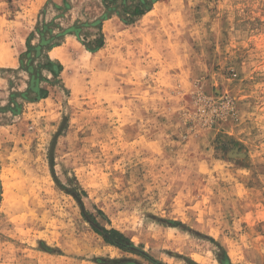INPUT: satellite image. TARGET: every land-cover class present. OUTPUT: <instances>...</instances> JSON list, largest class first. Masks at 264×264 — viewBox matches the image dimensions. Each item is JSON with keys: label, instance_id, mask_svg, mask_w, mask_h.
Here are the masks:
<instances>
[{"label": "rangeland", "instance_id": "obj_1", "mask_svg": "<svg viewBox=\"0 0 264 264\" xmlns=\"http://www.w3.org/2000/svg\"><path fill=\"white\" fill-rule=\"evenodd\" d=\"M104 11L0 0V264H264V0Z\"/></svg>", "mask_w": 264, "mask_h": 264}, {"label": "trees", "instance_id": "obj_2", "mask_svg": "<svg viewBox=\"0 0 264 264\" xmlns=\"http://www.w3.org/2000/svg\"><path fill=\"white\" fill-rule=\"evenodd\" d=\"M117 1L118 0H102V4H103L104 10H105L104 14L99 19L95 20V22H94L97 30L99 31L98 37L94 38V40L92 41V45H89L87 43H82L87 51L95 52L104 46V36L101 32L103 20L110 18L111 15L114 14V15L118 16L123 23H125V24L131 23L135 17L141 16L144 13H146L147 11H149L151 8L152 2H155L157 0H130L132 2V4L124 9V11L126 13H128L129 17L122 16V13L119 12V10H117V7L115 6L117 4ZM64 6H65V8H68L66 3L64 4ZM69 34H74L77 37H79L78 31H74L71 28L65 30L64 33L62 34V36L69 35ZM43 42H44V40L41 39L40 43L35 46V48L38 49V51H39V49L41 50L43 48V46H44ZM57 45H59V44L55 43V44L48 46L44 50L45 54H43L45 57V60H46V62L44 64V69L49 71L52 75L57 74V72L59 71V68H60V64L57 61L49 60L47 55H46V51L52 47L57 46ZM38 54H40V51L38 52ZM29 84H30V88H34L32 82H30ZM35 88L38 89L37 86H35ZM41 97H44V96H41ZM95 231L97 232V230H95ZM111 231L113 233H115L116 235H118L119 237H122V234H120L118 231H116V230H111Z\"/></svg>", "mask_w": 264, "mask_h": 264}, {"label": "crops", "instance_id": "obj_3", "mask_svg": "<svg viewBox=\"0 0 264 264\" xmlns=\"http://www.w3.org/2000/svg\"><path fill=\"white\" fill-rule=\"evenodd\" d=\"M56 47H60V45H57V46H55V47H52V48L48 49V50L46 51V55H47V57H48L49 60H51V61H57V62L61 63L60 60H59V58H60L59 56L56 57V58H53V57H52V51H54L53 49L56 48ZM102 48H103V47H102ZM100 49H101V48H100Z\"/></svg>", "mask_w": 264, "mask_h": 264}, {"label": "water", "instance_id": "obj_4", "mask_svg": "<svg viewBox=\"0 0 264 264\" xmlns=\"http://www.w3.org/2000/svg\"><path fill=\"white\" fill-rule=\"evenodd\" d=\"M54 141H55V138H54V140H53V143H54ZM52 151H53V144H52V146H51V151H50V155H52ZM72 195H74L73 193H72ZM75 196V195H74ZM130 249H135L134 247H129ZM142 253V252H141ZM160 264V263H159Z\"/></svg>", "mask_w": 264, "mask_h": 264}, {"label": "bare ground", "instance_id": "obj_5", "mask_svg": "<svg viewBox=\"0 0 264 264\" xmlns=\"http://www.w3.org/2000/svg\"><path fill=\"white\" fill-rule=\"evenodd\" d=\"M54 50H55V53H56L55 55H57V54H58V51H59V49L55 48ZM52 54H53V53H52ZM53 57H54V55H53ZM3 62H4V61H3ZM3 62L1 63V65H2V64H4ZM7 65H8V64H7Z\"/></svg>", "mask_w": 264, "mask_h": 264}]
</instances>
